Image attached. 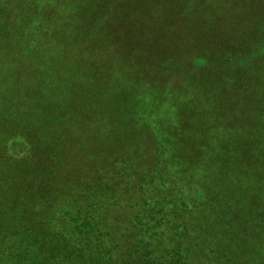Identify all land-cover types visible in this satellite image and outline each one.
Masks as SVG:
<instances>
[{
  "label": "trees",
  "instance_id": "obj_1",
  "mask_svg": "<svg viewBox=\"0 0 264 264\" xmlns=\"http://www.w3.org/2000/svg\"><path fill=\"white\" fill-rule=\"evenodd\" d=\"M16 1L0 0V70L24 62L18 38L7 43ZM109 2L128 9V0ZM49 3L57 5L41 15L40 50L55 74L45 99L63 118L24 126L36 147L51 145L30 183L37 220L24 227L38 241L33 264H264L261 108L241 82L245 65L264 61V35L257 39L253 23L221 19L193 42L172 41L165 55L148 5L146 38L131 46L123 10L107 21L101 0ZM178 66L185 79L175 76ZM128 73L147 90L130 88ZM34 111L39 117L41 106Z\"/></svg>",
  "mask_w": 264,
  "mask_h": 264
},
{
  "label": "rangeland",
  "instance_id": "obj_2",
  "mask_svg": "<svg viewBox=\"0 0 264 264\" xmlns=\"http://www.w3.org/2000/svg\"><path fill=\"white\" fill-rule=\"evenodd\" d=\"M18 2H14L11 7L8 6L10 18L7 28L14 30L7 43L11 44L10 41L17 37L16 47L28 49V51L23 52L22 49L20 51V58L24 62L19 63L16 59H11L6 66L7 69L0 70V183L6 184L8 181L11 183L9 187L0 185V264H33L36 262V249L39 248L36 246L38 241L34 239L33 229L24 226L27 221L35 223L37 220L30 202L33 200L30 183L35 182V170L44 166L43 154L51 156L47 153L51 145L36 147L35 142L30 140L33 138L32 133L25 131L24 126L30 125L33 121L39 124L43 121L46 127L48 115L51 116L52 123L63 118L59 107L53 108L45 99L48 97V88L54 84L55 69L44 58V50H40L42 39L39 38L45 34V32L42 33L43 28H40V26L43 27L41 15L47 7L57 4L49 3L50 0H18ZM109 4V0H101L100 19L106 18L109 21L113 14L122 19L121 11L123 10V13L128 15V23L124 24L128 25V44L131 46L137 45L146 38L147 27L145 21L141 20V12L143 6L148 5L155 12L158 22L160 21L159 41L165 44L163 46L165 55L173 52L172 41L184 42L190 38L193 42L207 29L206 27H209L211 31L216 26L219 27L222 24L221 19L234 21L236 24L237 22H246L250 25L253 23L251 29L257 32V39L260 40L264 35V0H240L239 3L237 0H128V9L120 2L112 3L110 8ZM2 10L3 8L0 7L1 14ZM107 12H110V15ZM30 13H34L33 18L29 16ZM16 22L19 24L18 27H14ZM173 22H179L176 23L174 34ZM1 25L4 26V23L2 22ZM33 29L36 30L35 33ZM62 38L66 47L68 35L65 33ZM55 39L57 42L58 38ZM71 41L75 42V39ZM47 48L50 51L53 47L50 49L47 46ZM205 51L208 52V50ZM59 52L62 53V50ZM88 55L92 56L89 53ZM55 56L53 55L54 58ZM233 56L237 59L239 54ZM58 57L59 54H57ZM71 57L72 55L67 57L68 63ZM111 72H116L115 68H112ZM187 72L184 66H178L174 73L179 79H185L187 76L184 74ZM130 74L128 73V86L130 88L136 86L138 90L146 91L147 87L141 89ZM242 74L241 82L245 91L253 90L257 94L258 105L261 108V114H257L255 119L260 122L258 135L263 138L258 149V179L264 187V61L261 66L255 68L245 65ZM175 79L178 81L177 78ZM114 83L113 80L108 85L109 91L116 87ZM35 87L42 91L38 100ZM15 99H21V101L15 104ZM244 100L245 103L248 102L245 97ZM215 101L218 102V99ZM51 102H53L52 98ZM35 105L41 106L39 117L35 114ZM96 105L102 106L103 102L98 100ZM56 149L57 146L51 150ZM3 189H10L11 193L5 194ZM51 213L52 211H47L45 214L49 216ZM47 245L52 247L50 242ZM19 252L24 256L22 259L16 256Z\"/></svg>",
  "mask_w": 264,
  "mask_h": 264
},
{
  "label": "crops",
  "instance_id": "obj_3",
  "mask_svg": "<svg viewBox=\"0 0 264 264\" xmlns=\"http://www.w3.org/2000/svg\"><path fill=\"white\" fill-rule=\"evenodd\" d=\"M239 1H240V0H237L238 3H239ZM244 2H245V1H243V3H244Z\"/></svg>",
  "mask_w": 264,
  "mask_h": 264
}]
</instances>
